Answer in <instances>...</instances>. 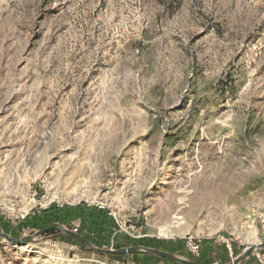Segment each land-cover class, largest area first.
Here are the masks:
<instances>
[{
	"label": "rangeland",
	"instance_id": "374dc122",
	"mask_svg": "<svg viewBox=\"0 0 264 264\" xmlns=\"http://www.w3.org/2000/svg\"><path fill=\"white\" fill-rule=\"evenodd\" d=\"M54 223L205 264L264 242V0H0V228ZM0 264L174 263L46 235Z\"/></svg>",
	"mask_w": 264,
	"mask_h": 264
},
{
	"label": "water",
	"instance_id": "95a60500",
	"mask_svg": "<svg viewBox=\"0 0 264 264\" xmlns=\"http://www.w3.org/2000/svg\"><path fill=\"white\" fill-rule=\"evenodd\" d=\"M50 232H58L62 235H68L75 238L81 246L87 251L108 256V255H116V256H127V255H151L155 257H159L168 261H172L178 264H202L194 259H187L184 257H180L174 253H170L167 251H162L155 248L145 247V246H131L124 247L119 249H105L94 246L86 237L74 233L72 230L67 229L63 225L59 223H54L30 236H26L23 238L11 236L5 232H3L0 228V238L12 245H34L40 242L45 238L47 234ZM264 250V242L256 245H251L246 247L241 254H239L235 259L227 264H242L247 258L258 251Z\"/></svg>",
	"mask_w": 264,
	"mask_h": 264
},
{
	"label": "trees",
	"instance_id": "16d2710c",
	"mask_svg": "<svg viewBox=\"0 0 264 264\" xmlns=\"http://www.w3.org/2000/svg\"><path fill=\"white\" fill-rule=\"evenodd\" d=\"M164 2H168V1H173V0H163ZM171 4V3H170ZM78 214V212L77 211H73V214L75 215V214ZM106 213V212H105ZM105 213H103L104 214V218H105V221H104V223H106V226L108 227V225H111L110 224V222H112L113 223V219L111 218V217H108V215H106ZM69 215H70V213H69ZM108 223V224H107ZM48 227V226H47ZM46 228V227H45ZM71 230V229H70ZM80 234V233H79ZM47 235H62V234H59L58 232H50L49 234H47ZM63 237H65L66 239H71V240H73L74 242H76L77 243V245L78 246H80V247H82L81 246V244L75 239V238H73V237H71V236H68V235H62ZM85 236V235H84ZM86 237V236H85ZM93 245H95V246H97L96 245V243H94L93 241H91L88 237H86ZM108 256H111V257H117V258H123V257H126V256H116V255H108ZM127 256H132V257H134V256H136V255H127ZM147 256H149V257H152V258H158V259H162V258H159V257H155V256H151V255H147ZM252 256V255H251ZM251 256H249L248 258H250ZM247 258V259H248ZM195 260V259H194ZM196 261H198V262H200V263H202V264H205V263H203V261H202V259H199L198 258V260L196 259ZM172 262V261H171ZM172 263H174V264H178V263H175V262H172Z\"/></svg>",
	"mask_w": 264,
	"mask_h": 264
},
{
	"label": "built area",
	"instance_id": "2783aa9c",
	"mask_svg": "<svg viewBox=\"0 0 264 264\" xmlns=\"http://www.w3.org/2000/svg\"><path fill=\"white\" fill-rule=\"evenodd\" d=\"M98 208L102 209V210H106V207L104 205H102V204H100V206ZM107 214H108L109 217L115 219V216H114V214L112 212H109V213L107 212ZM72 231L74 233L79 234V228L78 227L73 228ZM188 248H189V250L191 251L192 254H194L197 257L199 256L200 250H201L200 242L195 241V240H190L188 242Z\"/></svg>",
	"mask_w": 264,
	"mask_h": 264
}]
</instances>
